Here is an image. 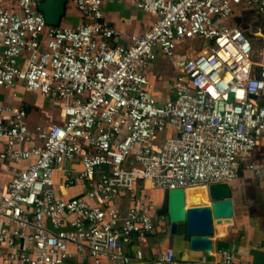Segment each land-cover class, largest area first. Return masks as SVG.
<instances>
[{
    "label": "built area",
    "instance_id": "obj_1",
    "mask_svg": "<svg viewBox=\"0 0 264 264\" xmlns=\"http://www.w3.org/2000/svg\"><path fill=\"white\" fill-rule=\"evenodd\" d=\"M38 1L0 0V87L22 84L56 103L62 121L31 129L25 109L0 107V159L27 164L0 199L4 264H70L71 246L93 264H133L143 253L127 246L163 222L135 194L138 182L164 191L232 183L242 165L261 178L250 157L264 140V0H128L155 21L127 44L103 0H70L80 20L59 27L47 25ZM238 8L258 15V62L247 32L231 22ZM190 41L203 50L182 63L173 98L157 99L147 69ZM58 172L61 189L81 184L82 195L60 198ZM120 196L129 198L125 212L113 206ZM235 260L223 249L216 264ZM156 264L185 263L169 248Z\"/></svg>",
    "mask_w": 264,
    "mask_h": 264
},
{
    "label": "crops",
    "instance_id": "obj_2",
    "mask_svg": "<svg viewBox=\"0 0 264 264\" xmlns=\"http://www.w3.org/2000/svg\"><path fill=\"white\" fill-rule=\"evenodd\" d=\"M105 19L123 35L121 43L127 44L132 35H142L155 17L151 14L142 13L134 8L128 0H103ZM73 5V3H72ZM246 8H238L234 15ZM70 25L78 23L80 17L76 8L67 9ZM238 27L239 24L233 22ZM254 22V21H253ZM250 30L252 27L249 25ZM254 30V29H253ZM248 34V32H247ZM249 36L252 34H248ZM194 50L184 49L182 44L178 47L176 56L172 60L159 56L147 69V76L154 85L152 95L161 101L173 98L170 90L172 81L181 71L182 63L193 54ZM0 107L26 110L29 127L51 121L61 123L62 116L59 106L41 95L27 92L22 84L16 89L0 87ZM6 113L0 112V121L4 120ZM171 134L167 131L158 138V144L162 145L165 138ZM1 150V147H0ZM250 162L258 168H264V140H262L251 154ZM27 164H16L0 159V199L6 192L11 178L24 169ZM63 173L58 172L55 178L56 188L60 198L70 199L82 195L85 187L81 184L68 190L61 189ZM253 170H248L242 165L238 178L232 184V200L234 216L229 222L215 224L213 249L209 255L203 251L192 250L189 237L185 234L184 224L179 225L176 235H171L169 228L164 222H158L156 232L152 236L134 237L127 246L126 252L134 255L136 251H142L143 258L133 264H156L157 259L169 248L173 249L177 260L185 264H216L220 260L223 249H229L236 254L235 264H264V174L261 178ZM135 194L138 198L146 197L152 203L154 209H158L164 197V190L153 188L150 182L141 181L135 185ZM129 205V198L120 196L113 206L125 212ZM75 254L70 264H93V259L85 253L76 254L74 247L69 248ZM0 264H4L0 259Z\"/></svg>",
    "mask_w": 264,
    "mask_h": 264
},
{
    "label": "water",
    "instance_id": "obj_3",
    "mask_svg": "<svg viewBox=\"0 0 264 264\" xmlns=\"http://www.w3.org/2000/svg\"><path fill=\"white\" fill-rule=\"evenodd\" d=\"M67 3L68 0H39L37 8L48 26L59 27L66 16ZM189 191L202 195L208 202H189ZM157 213L171 235H176L179 225L184 224L190 248L209 255L213 249L211 237L215 224L229 222L234 216L232 184L225 182L186 190L164 191L163 202Z\"/></svg>",
    "mask_w": 264,
    "mask_h": 264
},
{
    "label": "rangeland",
    "instance_id": "obj_4",
    "mask_svg": "<svg viewBox=\"0 0 264 264\" xmlns=\"http://www.w3.org/2000/svg\"><path fill=\"white\" fill-rule=\"evenodd\" d=\"M73 8V5L71 3L70 0H68L67 3V9H71ZM71 13H69L68 15H66L63 20L61 25L62 26H68L70 25V21H68V16ZM258 17V15L255 13V11L253 9H248V10H241L239 11V13H237L236 15L232 16V21L239 24V26H241L242 29H244L246 32H248V34L252 33V28L251 30L248 28L249 25L251 26V22L256 19ZM247 34V35H248ZM249 36V35H248ZM253 42V46H254V55H253V60L258 62L260 61L261 57H262V52H263V43H262V39L260 37H255V36H249ZM182 47L184 49L188 48L189 50H194L196 52H200L203 50L204 44L202 42H198V41H190V42H185L182 44ZM33 94H38V93H33ZM39 95V94H38Z\"/></svg>",
    "mask_w": 264,
    "mask_h": 264
},
{
    "label": "bare ground",
    "instance_id": "obj_5",
    "mask_svg": "<svg viewBox=\"0 0 264 264\" xmlns=\"http://www.w3.org/2000/svg\"><path fill=\"white\" fill-rule=\"evenodd\" d=\"M188 195H189V202H191L192 200L196 202H208L207 198L203 197L202 195L201 196L195 195L190 191L188 192Z\"/></svg>",
    "mask_w": 264,
    "mask_h": 264
}]
</instances>
